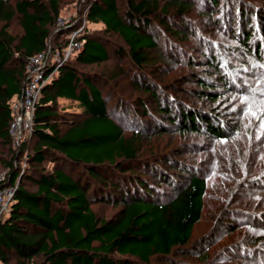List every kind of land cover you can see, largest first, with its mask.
I'll return each mask as SVG.
<instances>
[{
  "label": "trees",
  "instance_id": "16d2710c",
  "mask_svg": "<svg viewBox=\"0 0 264 264\" xmlns=\"http://www.w3.org/2000/svg\"><path fill=\"white\" fill-rule=\"evenodd\" d=\"M208 1L211 7L220 4ZM192 7L191 0H124V8L117 0H90L85 15L103 24L104 35L120 38L137 71L144 72L146 67L176 60L165 49L175 44L171 37L184 41L193 31L187 19ZM58 11V0H0V145L12 148L0 189L14 186L8 210L0 217V260L7 262L11 254L19 264H32L35 256L40 257L35 264H147L171 259L172 252L188 242L200 219L205 180L194 172L184 179L171 178L161 165L174 161L169 153L138 154L135 137L124 134L123 116L107 107L100 85L103 77L81 72L67 59L58 64L41 90L31 133L18 148L11 145L9 105L26 82V60L48 45L52 51L65 47V35L78 28L73 21L64 22L55 30L61 39L49 44L50 26L56 23ZM208 11L200 12L205 18L215 17L212 9ZM238 11L239 41L247 46L257 35L256 28L248 22L246 26L250 16L242 8ZM13 17L21 27L17 37L6 29ZM254 23L260 26L264 41V14L256 13ZM77 39L82 42L74 59L81 64L123 52L118 43L109 44L104 38ZM261 48L254 44L251 56L264 60ZM206 56V63L216 71L215 58L210 53ZM189 77L198 83L195 91L201 97L218 98L204 78L194 72ZM141 87L151 98L158 121L151 127L143 124L144 128L160 134L174 126L184 132L204 127L211 136L221 135V128L207 113L181 106L175 115L159 86L143 81ZM142 110L145 115L149 111ZM22 155L30 171L24 175L15 166ZM45 160L47 167L42 164ZM23 178L33 183V190L24 186ZM152 180L170 184L172 194L158 193ZM109 202L117 209L107 218L92 208L93 203Z\"/></svg>",
  "mask_w": 264,
  "mask_h": 264
},
{
  "label": "rangeland",
  "instance_id": "374dc122",
  "mask_svg": "<svg viewBox=\"0 0 264 264\" xmlns=\"http://www.w3.org/2000/svg\"><path fill=\"white\" fill-rule=\"evenodd\" d=\"M89 1L58 0L57 17L76 23L79 38H104L109 44L118 43L123 52L98 63L81 64L74 59L73 50L67 61L81 72L103 77L105 84L100 85L107 107L123 116L124 134L135 137L138 154L150 157L155 153H169L174 161L161 165L171 178L184 179L183 176L194 172L206 183L201 216L188 242L175 249L171 259H154L147 264H264V60L251 56L254 44L260 48L264 44L260 26L252 24L256 13L264 14V0H219L220 4L212 7L208 0H191L193 7L187 19L193 31L184 41L171 37L169 40L175 43L172 47L165 49L164 45L176 60L172 58L168 65L146 67L144 72L137 71L120 38L104 35L102 23L86 19ZM117 1L124 8V0ZM240 8L250 16L244 24L253 25L257 33L248 40L247 46L239 41ZM211 9L215 17L201 15L200 11L211 12L208 11ZM58 26L56 23L50 26L49 44L61 39L56 37ZM6 29L17 37L21 33L18 18L13 17ZM209 53L218 65L216 71L206 63ZM261 54L264 57V48ZM57 59L54 56L53 60ZM193 72L207 81L217 99L208 101L195 91L199 86L189 77ZM143 81L159 86L173 114L179 113L181 106L207 113L221 128V135L211 136L204 127L197 132H184L174 126L160 134L144 128L143 124L151 127L158 121L153 116L156 114L153 102L141 87ZM141 108L148 109V113L145 115ZM199 124L204 125L202 121ZM32 140L30 144L34 137ZM11 149L9 145H0V178L6 174L5 162L11 156ZM26 163L23 155L15 160L23 175L30 173ZM42 164L49 166L47 160ZM23 184L30 190L34 188L29 179L23 178ZM152 186L158 193L173 192L170 184L158 180H152ZM92 208L104 218L117 209L110 202L93 203ZM39 259L35 256L32 264ZM0 264L19 262L11 254L7 262L0 260Z\"/></svg>",
  "mask_w": 264,
  "mask_h": 264
},
{
  "label": "built area",
  "instance_id": "2783aa9c",
  "mask_svg": "<svg viewBox=\"0 0 264 264\" xmlns=\"http://www.w3.org/2000/svg\"><path fill=\"white\" fill-rule=\"evenodd\" d=\"M64 22L66 21L61 17H56L57 25L61 26ZM77 29L71 30V33L68 32L65 47L56 48L52 51L48 45L44 50L33 54L26 60V82L21 93L14 96L9 105L11 121L8 126V135L13 148H18L32 131L36 103L41 96L44 84L53 76L57 65L65 61L73 50L79 48L82 41L77 39L79 31ZM54 56L58 59L53 60ZM53 64L56 67L53 68ZM13 192L14 186L12 185H6L0 189V217L7 212Z\"/></svg>",
  "mask_w": 264,
  "mask_h": 264
}]
</instances>
